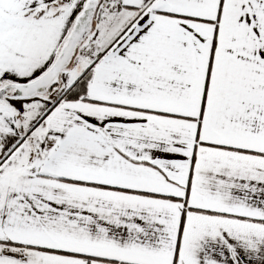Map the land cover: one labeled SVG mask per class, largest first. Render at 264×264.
I'll return each instance as SVG.
<instances>
[{"label":"snow or ice","instance_id":"1","mask_svg":"<svg viewBox=\"0 0 264 264\" xmlns=\"http://www.w3.org/2000/svg\"><path fill=\"white\" fill-rule=\"evenodd\" d=\"M0 264H264V0H0Z\"/></svg>","mask_w":264,"mask_h":264}]
</instances>
